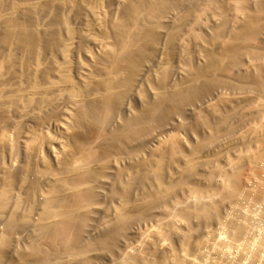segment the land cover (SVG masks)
<instances>
[{"label": "bare ground", "instance_id": "1", "mask_svg": "<svg viewBox=\"0 0 264 264\" xmlns=\"http://www.w3.org/2000/svg\"><path fill=\"white\" fill-rule=\"evenodd\" d=\"M262 195L264 0H0V264H190Z\"/></svg>", "mask_w": 264, "mask_h": 264}, {"label": "rangeland", "instance_id": "2", "mask_svg": "<svg viewBox=\"0 0 264 264\" xmlns=\"http://www.w3.org/2000/svg\"><path fill=\"white\" fill-rule=\"evenodd\" d=\"M49 124L50 126L48 127V130H50L48 133H51V131L52 133H55L56 131L54 132V130L56 128L53 126L56 125V123L47 122L44 126H48ZM53 128L54 130H51ZM8 133L9 130L5 135ZM5 160L8 163L13 161L12 155L6 156ZM249 183L254 186L251 180H249ZM206 199L215 200L217 199V195L212 193L210 198H191L190 200L192 204H195L196 202H201ZM175 204L174 200H172L171 206L174 207ZM234 210L235 211L232 213L235 215L232 216L228 209L224 212L221 219L212 220L206 227L200 229L195 235H193L192 243H195V245L198 243V246L196 248L193 247L194 250L190 251V256H188L191 260L190 264H264V195L257 199L245 196L240 199L239 205ZM227 214L228 217L229 215L230 217H233V219L244 228L243 233L238 239H233L229 223L223 219L225 216L227 217ZM156 222L157 220L155 223ZM147 223H151V225L154 224L153 221ZM2 225L3 224L0 222V229L2 228ZM149 226L150 225L144 223L136 228H139V230L141 229L140 231L144 232L143 230H147V227L149 229ZM133 230H136L135 227L134 229L132 228L131 232ZM23 233L24 232L14 233L13 238L16 241L19 239L22 240L26 235ZM127 240L125 244L133 245L135 243L130 244L132 243L131 238ZM130 247L126 246L127 249ZM99 261L96 263L115 264L114 262H116L114 260ZM176 261H179V259ZM183 264L187 263L183 261Z\"/></svg>", "mask_w": 264, "mask_h": 264}]
</instances>
